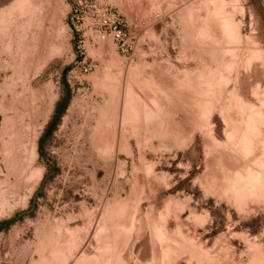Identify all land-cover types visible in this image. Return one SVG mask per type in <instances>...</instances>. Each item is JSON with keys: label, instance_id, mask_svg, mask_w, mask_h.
<instances>
[{"label": "rangeland", "instance_id": "obj_1", "mask_svg": "<svg viewBox=\"0 0 264 264\" xmlns=\"http://www.w3.org/2000/svg\"><path fill=\"white\" fill-rule=\"evenodd\" d=\"M0 264H264V0H0Z\"/></svg>", "mask_w": 264, "mask_h": 264}, {"label": "trees", "instance_id": "obj_2", "mask_svg": "<svg viewBox=\"0 0 264 264\" xmlns=\"http://www.w3.org/2000/svg\"><path fill=\"white\" fill-rule=\"evenodd\" d=\"M64 106H65V104H63L61 108L63 109V108H64ZM39 142H40V141H39Z\"/></svg>", "mask_w": 264, "mask_h": 264}, {"label": "built area", "instance_id": "obj_3", "mask_svg": "<svg viewBox=\"0 0 264 264\" xmlns=\"http://www.w3.org/2000/svg\"><path fill=\"white\" fill-rule=\"evenodd\" d=\"M117 36H118V34H117Z\"/></svg>", "mask_w": 264, "mask_h": 264}]
</instances>
